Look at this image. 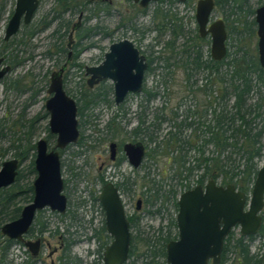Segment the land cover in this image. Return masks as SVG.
<instances>
[{"label":"rangeland","instance_id":"1","mask_svg":"<svg viewBox=\"0 0 264 264\" xmlns=\"http://www.w3.org/2000/svg\"><path fill=\"white\" fill-rule=\"evenodd\" d=\"M16 1L6 0V13L0 23V38L5 36V30L14 13ZM198 1L189 0L180 3L170 0L153 3L146 9V13L142 14L139 12L141 8L133 0H76L82 5L80 4L76 9L63 14L61 20L52 22L60 11L57 0H39V7L29 26L41 27L43 23L50 22L52 24L27 41L28 47L24 49V53L20 54V58L24 59V62L11 70L0 85V170L4 162L15 159L16 147L25 140L30 120L37 116L42 117L46 112L45 104L50 97L47 91L51 75L58 71L67 60V54L58 52L62 45L69 49V52H73V47L78 43H80V47L84 48L77 64L73 66L72 62L64 74V87L68 95L77 101L79 107L83 105L85 93L90 95V93L103 92L106 94V100L112 102V105L101 103L94 109L85 110L83 117L78 114L80 140L83 139V144H79V140L78 143L62 150L61 154L62 176L65 181L64 194L68 199L67 213L59 215L46 209L37 214L41 221L47 223L48 230L42 238L38 237L37 231L27 238L31 241L42 240L43 245L40 256L36 258L39 259L36 264H60V257L63 254L62 246L64 247L67 239L74 241L71 254L77 260V264H103L106 248L102 251L99 250V244L93 237L95 232L105 224V213L100 202L95 203L91 198L92 191L96 195H100L104 186L101 178L122 186L126 184L127 180L134 184L131 192H128L129 189L126 187L120 192L127 217L135 214L140 217L138 229H134L131 233L133 236H139L138 249L145 252L146 256L139 258L136 261L137 264H148L153 252L162 249L167 237H171V241L178 239L177 224L176 227L171 224L173 220L176 221L178 215L173 199L166 202L165 208L160 212L158 209L162 204L161 201L154 206L145 203L147 197L154 200L155 194L149 192V188H152V181L163 185V194L168 193L171 189H176L177 200L184 192L188 191L184 190L173 174L166 169V159L155 165L145 158L143 167L139 170H135L128 162L118 168L112 164L110 159L109 145L112 142L118 145L133 142L132 131L137 127L141 113L144 112L147 120L152 121L156 112L167 105V115H169L170 109L176 107L184 96L183 89H181L184 85L183 71L178 66L173 68L174 79L171 78V83L166 85L165 81H170V77L166 74L167 70L163 68V62L158 60L153 65L156 70L149 72L145 81L146 88L152 93H157V98L148 105L147 110L141 109V97L132 98L120 112L114 103L113 83L106 81L100 87L90 89L87 84L89 77L86 76L85 69L100 65L110 45L125 39L132 41L145 55H150L151 58L172 56L169 50L165 49V45L172 41L170 33L166 29H158L166 24L161 13L170 11L171 14H176L183 19L185 24L186 37L176 42L177 52H181L186 39H193L196 35L200 37L196 22ZM247 1L251 9L261 6L260 0ZM107 4L109 8L105 9ZM81 14L82 18L79 20ZM255 17L250 15L243 18L242 16V20L240 22L237 20V22L235 15H229L228 8L224 10L217 7L214 10L212 22L222 19L227 25V46L232 56L240 50H246L249 54L258 56L257 27H250ZM61 21L65 27L60 34L55 35L54 31ZM78 23L80 29L98 28V31L81 42H79L78 33L75 32L72 46L68 48L69 35L74 25ZM67 24L70 26L65 35ZM23 31L24 26L14 38L19 40ZM197 44L202 48L205 58L209 54L211 55L210 37L200 38ZM19 78L28 84L25 91L8 88L7 85L11 80ZM203 79L204 75L201 72L197 73L193 80L202 83ZM168 86L170 88H167ZM186 103L187 106H194L196 99L189 97L185 100ZM185 108L183 107L179 112L181 115L184 114ZM118 112L120 116L117 123L123 134L112 140L106 125ZM49 119V116L41 118L33 128V132L36 133L34 142L37 143L44 138L48 141L49 148L55 149L57 137L50 134ZM169 130L170 125L165 123L159 132L160 140L166 137ZM49 136L51 138H48ZM137 142H141V140L138 139ZM27 165L25 163L21 168L25 176L27 175ZM263 166L264 158L259 163V170ZM148 172H150V176L146 179L144 177ZM36 177L29 175L23 182L33 183ZM190 183L192 189L198 186L196 175L190 179ZM253 185L247 193L249 197L252 194ZM140 199L143 200V206L140 211H137L136 203ZM83 201H85L84 204H82ZM28 204V201L19 202L21 207ZM72 214L76 215V221L71 219ZM261 215L264 217V209ZM232 232H234L235 239L242 236L240 227L234 228ZM175 237L177 239H173ZM262 242L263 239L256 235V238L250 242L251 252L256 253ZM55 250L57 252L54 253ZM29 256L32 258L27 247L13 245L7 256L6 264H25L29 260ZM237 257V250L230 252L227 264L236 262ZM131 261L132 259L127 264H131ZM156 261L166 263V259L159 256Z\"/></svg>","mask_w":264,"mask_h":264},{"label":"trees","instance_id":"2","mask_svg":"<svg viewBox=\"0 0 264 264\" xmlns=\"http://www.w3.org/2000/svg\"><path fill=\"white\" fill-rule=\"evenodd\" d=\"M80 4L76 0H57L60 11L52 22L61 20L63 14L76 9ZM259 4L263 5L264 0H260ZM216 5L224 10L228 8L229 15H235L236 21L239 22L242 20V16L246 18V16H255L256 14V9H251L247 0H217ZM6 7V0H0V23L4 19ZM107 8H109L108 4L105 9ZM139 12L144 14L146 10L139 9ZM161 15L166 24L158 29L163 28L170 33L172 41L165 45V49L169 50L172 56L152 58L150 72L156 70L153 65L158 60L162 61L163 68L167 70L166 74L170 77V81H165V84L168 85L171 83V78L174 79L173 68L180 67L184 74V85L181 87L184 96L176 107L170 109L169 115H167V105L156 112L152 121L147 120L144 112L141 113L138 125L132 131L133 142L139 139L146 145L148 150L146 156L155 165L166 159L165 166L167 168H165L173 174L184 190L192 188L190 179L196 175L197 185L204 186L209 180H215L222 186L233 184L238 190L247 194L257 178L259 163L264 158V69L259 63V58L249 54L246 50H240L234 56L228 50L223 61H214L210 54L205 58L202 48L197 44L200 40L197 35L193 39H186L183 50L177 52L176 42L186 37L183 19L176 14H171V11L161 13ZM52 22L43 23L41 27L24 26L23 34L19 40L12 38L6 42L4 38H0V58H4L12 70L21 65L24 59L20 58V54L24 53V49L28 47L27 41L34 38L38 32L46 30ZM66 26L65 35L70 25ZM251 26H256L255 18L251 22ZM63 27L65 25L61 21L54 31L55 35L60 34ZM97 31L98 28H78L76 33H78V39L81 42ZM79 44L73 47L69 65L73 62L74 66L79 60L84 49ZM58 52L67 54L68 59L69 49L64 45L58 49ZM201 72L204 75L202 83L194 81L195 75ZM7 86L11 90L19 91H25L28 88V84L21 78L11 80ZM151 96L152 99H155L158 94L153 93ZM189 97L196 99L194 106L185 104V100ZM101 103L112 105V102L106 100V94L103 92L90 93V95L85 93L83 105L78 107L79 116L83 117L85 110L94 109ZM182 106L186 108L183 111L184 114L181 115L179 112L182 111ZM48 116V113L45 112L42 117L37 116L30 120L25 140L16 147L14 157L20 164L16 182L11 187L0 190V264H6L7 256L13 245H20L19 242L3 236L1 228L8 221L11 222L18 218L22 210L19 205L20 201L30 203L34 198L33 183H24L23 181L29 175L37 176L35 169L36 142H34L36 133L33 132V128L41 118H48ZM119 116V112L116 113L106 125L112 140L123 134L117 123ZM165 123L170 125V130L166 137L160 140L159 132ZM79 144H83V139ZM13 147L15 148L14 144ZM25 163L28 164L26 176L21 170ZM149 176L150 172L145 175V178ZM100 180L103 184L106 183L104 178ZM151 185L152 188L150 187L148 190L155 196H153L154 200L147 197L146 205L154 206L161 201L162 204L158 209L160 212L165 208L166 202L173 199L175 211H179L176 189H171L168 193L163 194L162 184L152 181ZM124 186L129 189L128 192H131L133 183L127 180ZM91 198L95 203L99 202V195L93 191ZM76 218V215L72 214L71 219L76 221ZM128 220L131 231L138 229L140 217L137 214L129 216ZM171 224L176 227L175 220ZM47 230V223L36 217L29 235H33L37 231L38 237L42 238ZM258 236L263 239L262 245L256 253H252L250 242L256 236H240L235 239L234 232H231L225 240L220 264H227L229 254L234 250H237L238 257L232 264H264V217L263 226ZM93 239L98 242L101 251L112 242L105 224L95 232ZM138 240V235H132L129 256V260L132 259L131 264H137L136 261L139 258L146 256L145 252L138 249ZM170 241L171 237H167L162 249L153 252L148 264H166L156 261V258L158 256L164 260L167 258V244ZM73 245L74 241L71 239L65 241L60 264H77V260L71 254ZM38 261L39 259L33 260L29 256V260L25 264H36Z\"/></svg>","mask_w":264,"mask_h":264},{"label":"water","instance_id":"3","mask_svg":"<svg viewBox=\"0 0 264 264\" xmlns=\"http://www.w3.org/2000/svg\"><path fill=\"white\" fill-rule=\"evenodd\" d=\"M168 0H134L140 8L147 9L150 4ZM185 3L187 0H178ZM39 7V0H17L14 13L5 30L6 42L14 38L22 26L32 23ZM215 9L214 0H200L196 8V22L201 38L211 37V58L223 61L228 53L226 23L219 19L211 23ZM82 18L80 15L79 20ZM256 23L259 37V62L264 69V5L256 10ZM80 24L74 25L69 35L68 48L73 43V35ZM73 52H69L66 63L52 73L48 88L49 99L45 109L49 114L50 134L56 135V147L50 150L49 143L42 138L36 143L35 169L37 177L33 182L34 198L26 205L18 219L6 223L1 233L7 239L23 243L33 258H38L42 240L27 241L36 216L50 209L65 215L68 199L64 194L65 181L62 176L60 151L78 143L80 129L78 105L64 88V74L71 62ZM148 69L146 58L130 40H121L110 45L104 60L98 66L86 67L88 87L93 89L103 81H111L114 86V100L121 105L128 94L143 90L145 73ZM12 68L0 58V85ZM130 164L139 168L145 155L142 143L127 144L124 148ZM112 158H115L116 144L111 145ZM20 164L17 159L3 163L0 170V190L15 184ZM105 213V227L112 242L104 251L103 264H126L130 256L132 233L130 221L118 188L107 183L99 196ZM142 200L136 203V210L142 209ZM179 212L176 219L178 239L167 245L166 264H220L226 238L236 227L241 228L244 237L256 236L263 226L261 215L264 209V166L259 170L252 194L237 189L233 184L222 186L209 180L205 186L198 185L184 192L178 201ZM57 250L54 251V253Z\"/></svg>","mask_w":264,"mask_h":264},{"label":"flooded vegetation","instance_id":"4","mask_svg":"<svg viewBox=\"0 0 264 264\" xmlns=\"http://www.w3.org/2000/svg\"><path fill=\"white\" fill-rule=\"evenodd\" d=\"M134 1V0H133ZM168 1H170V0H168ZM187 1H189V0H187ZM186 1V2H187ZM200 1V0H199ZM162 2H165V1H162ZM176 2H179L178 0H176ZM214 2H215V9L217 8V0H214ZM135 3V2H134ZM159 3V2H158ZM181 3V2H180ZM198 3V2H197ZM136 4V3H135ZM153 4V3H152ZM137 5H139V4H137ZM151 5V4H150ZM264 5V4H263ZM263 5H261V6H263ZM260 6V7H261ZM140 7V6H139ZM196 8H197V6H196ZM259 8V7H258ZM257 8V9H258ZM214 9V10H215ZM256 9V10H257ZM141 10H146V9H142L141 8ZM255 16H256V14H255ZM255 21H256V17H255ZM214 22V21H213ZM211 23H212V17H211ZM198 26V25H197ZM251 27H254V26H251ZM255 27H257V30H256V35H257V37H258V25H257V23H256V26ZM226 29H227V34H228V28H227V25H226ZM255 30V29H254ZM199 32V31H198ZM200 36V35H199ZM208 37H210V36H207L206 38H208ZM201 38V37H200ZM206 38H204V39H206ZM201 39H203V38H201ZM210 39H211V37H210ZM227 41H228V39H227ZM258 43H259V37H258ZM226 46H227V42H226ZM137 47V46H136ZM138 48V47H137ZM139 49V48H138ZM140 50V49H139ZM227 50H228V46H227ZM108 52V51H107ZM140 53H141V55H143L145 58H146V63L148 64V69H147V71H146V73H145V80H144V83H143V90H142V92H140V93H135V94H133V93H131V94H128L127 96H126V99H125V101L121 104V105H119V106H117L116 104V106L118 107V110L120 111V112H122L123 111V109L125 108V106L127 105V103L132 99V98H136V97H141V99H142V101H141V106H142V108L141 109H143V110H147V108H148V105L154 100V99H152V92L150 93V94H148L149 92H147V91H149L147 88H146V85H145V81H146V75L150 72V61H151V56L150 55H145L144 54V52H142L141 50H140ZM228 54V53H227ZM258 58H259V48H258ZM260 63V62H259ZM6 78V77H5ZM63 79H64V77H63ZM88 82V81H87ZM104 82H106V81H103V82H101V83H99L98 85H96L93 89H95V88H98V87H100ZM65 88V87H64ZM70 96V95H69ZM77 102V101H76ZM114 103H115V100H114ZM78 105V104H77ZM47 112V111H46ZM49 115V114H48ZM114 142H112V143H110V145H109V151H110V159H111V161H112V164H115L118 168H120L124 163H126V162H128L129 164H130V162H129V159H128V157L126 156V153H125V151H124V148H125V146L127 145V144H137V143H142L143 145H144V148H145V155H144V159H143V161H142V164L140 165V167L139 168H134L131 164H130V166H132L135 170H139V169H141L142 167H143V162L145 161V158H147V152H148V150H147V148H146V145L143 143V142H129V143H123V144H116V143H114V144H116V154H115V158H112V154H111V145L113 144ZM95 148V147H94ZM50 150H52V149H50ZM60 155H61V151H60ZM148 159V158H147ZM61 161H62V157H61ZM145 178V177H144ZM148 177H146V179H147ZM105 184H104V186L107 184V183H110V182H107L106 180H105ZM111 183H113V182H111ZM117 188H118V190H119V193H120V196H121V192L120 191H122L123 189H124V187L125 186H122L121 184H115V183H113ZM134 185V184H133ZM103 186V187H104ZM195 188V187H194ZM193 188V189H194ZM103 189V188H102ZM192 189V188H191ZM191 189H189V190H191ZM100 196V195H99ZM122 198V197H121ZM141 200V199H140ZM33 201V200H32ZM31 201V202H32ZM179 201V200H178ZM30 202V203H31ZM142 202H143V200H142ZM29 203V204H30ZM142 206H143V204H142ZM25 207V206H24ZM24 207H22V209L24 208ZM102 207V206H101ZM46 210V209H45ZM21 212H22V210H21ZM21 212L19 213V216H18V218L20 217V215H21ZM179 212V211H178ZM67 213V212H66ZM37 217V216H36ZM17 218V219H18ZM31 230V229H30ZM30 233V232H29ZM29 233H28V235L27 236H25V239L27 240V241H29L27 238L29 237ZM41 240V239H40ZM20 245H24L23 243H20ZM42 245H43V243H42ZM25 246V245H24ZM109 246V245H108ZM26 247V246H25ZM224 247H225V244H224ZM107 248V247H106ZM62 249H63V246H62ZM223 251H224V249H223ZM33 258V257H32ZM33 259H36V258H33Z\"/></svg>","mask_w":264,"mask_h":264}]
</instances>
